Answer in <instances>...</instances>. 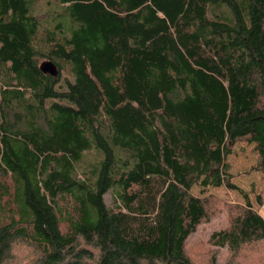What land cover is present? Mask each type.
<instances>
[{
	"label": "trees",
	"instance_id": "trees-1",
	"mask_svg": "<svg viewBox=\"0 0 264 264\" xmlns=\"http://www.w3.org/2000/svg\"><path fill=\"white\" fill-rule=\"evenodd\" d=\"M39 4L0 0V264H264L226 163L253 144L264 176V0ZM193 186L244 198L223 263L188 249L213 198Z\"/></svg>",
	"mask_w": 264,
	"mask_h": 264
},
{
	"label": "rangeland",
	"instance_id": "rangeland-1",
	"mask_svg": "<svg viewBox=\"0 0 264 264\" xmlns=\"http://www.w3.org/2000/svg\"><path fill=\"white\" fill-rule=\"evenodd\" d=\"M47 1L40 0L39 9L44 12L47 10L45 6ZM257 160V153L254 150L253 144L238 143L232 148V154L227 157L226 163L229 164V173L234 176L232 183L245 193L254 210L264 220V214L261 210L264 208V176L261 173L253 172L245 175L244 172L255 165ZM193 195L198 197L209 196L213 197L210 201V208L208 209L209 220L203 222L197 228V231L188 239L187 246L191 251L193 260L196 256H205L206 253L217 251L216 257L218 263H223L228 257L226 249H218L210 242L212 233L226 228L229 225L228 216H234L245 205L242 194L235 190H227L220 188H202L200 186H193L191 189ZM217 199V203H213V199ZM257 198L263 201V205H258ZM104 200L107 204L112 203V195L108 193ZM31 250L25 244L16 245L13 250V258L9 264H29L32 258ZM197 253V254H195ZM197 259V258H195ZM195 261V260H194ZM205 262V261H204Z\"/></svg>",
	"mask_w": 264,
	"mask_h": 264
},
{
	"label": "water",
	"instance_id": "water-1",
	"mask_svg": "<svg viewBox=\"0 0 264 264\" xmlns=\"http://www.w3.org/2000/svg\"><path fill=\"white\" fill-rule=\"evenodd\" d=\"M39 70L41 73L49 75L51 77H56L58 75V70L51 61L42 62L39 65Z\"/></svg>",
	"mask_w": 264,
	"mask_h": 264
},
{
	"label": "bare ground",
	"instance_id": "bare-ground-1",
	"mask_svg": "<svg viewBox=\"0 0 264 264\" xmlns=\"http://www.w3.org/2000/svg\"><path fill=\"white\" fill-rule=\"evenodd\" d=\"M261 213H263V214H264V208L261 210Z\"/></svg>",
	"mask_w": 264,
	"mask_h": 264
}]
</instances>
